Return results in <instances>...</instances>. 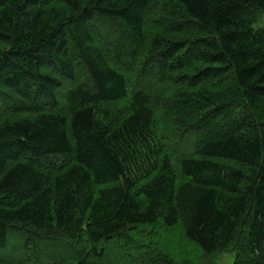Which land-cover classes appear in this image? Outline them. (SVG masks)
<instances>
[{
	"label": "trees",
	"instance_id": "1",
	"mask_svg": "<svg viewBox=\"0 0 264 264\" xmlns=\"http://www.w3.org/2000/svg\"><path fill=\"white\" fill-rule=\"evenodd\" d=\"M263 17L0 0V264H264Z\"/></svg>",
	"mask_w": 264,
	"mask_h": 264
},
{
	"label": "rangeland",
	"instance_id": "2",
	"mask_svg": "<svg viewBox=\"0 0 264 264\" xmlns=\"http://www.w3.org/2000/svg\"><path fill=\"white\" fill-rule=\"evenodd\" d=\"M258 28H264V17L258 23H256L254 25V29H258ZM145 232L149 233L148 231H144L143 234ZM177 233H179V232L177 231ZM143 234L141 236H139V234L135 235V233H133V236H139V237H137L139 239V242H143L145 239H147V240L154 239L156 241H157V239H159L158 240L159 246H161V247H159V249L161 250V252L164 255L169 256L173 262H176V263L183 262V264H186L180 258L189 260L191 258V256L195 255L188 244H183L184 240L181 237H179L180 236L179 234H178V236L174 235L175 233L166 235L167 232H165V233H161V235H160L161 237H159L155 234H152V233L145 234L144 236H143ZM182 248H184L186 250V253L184 252V250ZM181 249H182V251H181ZM193 258L195 259V258H197V256H194ZM215 258L216 259L214 261V264H233L234 253L218 254ZM202 263H204V261L199 260V261H197L196 264H202ZM190 264H193V261H191Z\"/></svg>",
	"mask_w": 264,
	"mask_h": 264
}]
</instances>
